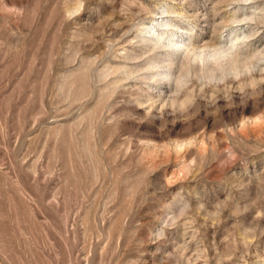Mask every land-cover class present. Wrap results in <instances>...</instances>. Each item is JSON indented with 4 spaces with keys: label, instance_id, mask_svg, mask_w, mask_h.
<instances>
[{
    "label": "rangeland",
    "instance_id": "obj_1",
    "mask_svg": "<svg viewBox=\"0 0 264 264\" xmlns=\"http://www.w3.org/2000/svg\"><path fill=\"white\" fill-rule=\"evenodd\" d=\"M0 264H264V0H0Z\"/></svg>",
    "mask_w": 264,
    "mask_h": 264
},
{
    "label": "bare ground",
    "instance_id": "obj_2",
    "mask_svg": "<svg viewBox=\"0 0 264 264\" xmlns=\"http://www.w3.org/2000/svg\"><path fill=\"white\" fill-rule=\"evenodd\" d=\"M146 41V40H145ZM144 42V41H143ZM179 43V42H178ZM178 43H174L173 42V40H171V39H167L166 40V42L165 43H162V42H157L156 43V45H159L160 46V48H168V49H174L175 50V47L176 46H178ZM174 45V47L172 46L171 47V45ZM182 47V46H181ZM171 49V50H172ZM178 49V48H177ZM180 49V48H179ZM231 49V48H230ZM179 51V50H178ZM176 52V51H175ZM222 54V53H221ZM218 55H220V54H218ZM223 55V54H222ZM195 56V55H194ZM197 57V56H196ZM213 57V56H212ZM216 57V56H215ZM220 57V56H219ZM198 59V57L196 58V60ZM190 60V59H189ZM219 60V59H218ZM151 62V61H150ZM205 62H207V61H205ZM217 62V61H216ZM189 63V62H188ZM191 63V65H192V62H190ZM209 63V62H208ZM217 64V63H216ZM189 65V64H188ZM208 65V64H207ZM211 65V64H210ZM186 66V65H185ZM213 66V65H212ZM192 67V66H191ZM194 67V66H193ZM215 67V66H214ZM207 69H209V68H207ZM206 71V70H205ZM213 71V70H212ZM230 71V70H229ZM232 71V70H231ZM200 74V73H199ZM203 74V73H202ZM205 76V75H204ZM201 78H202V75H201Z\"/></svg>",
    "mask_w": 264,
    "mask_h": 264
}]
</instances>
